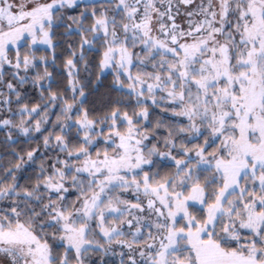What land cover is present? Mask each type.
<instances>
[{"label":"snow or ice","instance_id":"snow-or-ice-1","mask_svg":"<svg viewBox=\"0 0 264 264\" xmlns=\"http://www.w3.org/2000/svg\"><path fill=\"white\" fill-rule=\"evenodd\" d=\"M0 264H264V0H0Z\"/></svg>","mask_w":264,"mask_h":264}]
</instances>
